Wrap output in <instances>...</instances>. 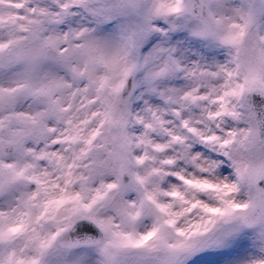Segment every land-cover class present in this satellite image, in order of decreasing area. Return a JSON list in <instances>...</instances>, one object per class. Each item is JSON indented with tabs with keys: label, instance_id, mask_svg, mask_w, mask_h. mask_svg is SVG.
<instances>
[{
	"label": "snow or ice",
	"instance_id": "snow-or-ice-1",
	"mask_svg": "<svg viewBox=\"0 0 264 264\" xmlns=\"http://www.w3.org/2000/svg\"><path fill=\"white\" fill-rule=\"evenodd\" d=\"M0 264H264V0H0Z\"/></svg>",
	"mask_w": 264,
	"mask_h": 264
}]
</instances>
